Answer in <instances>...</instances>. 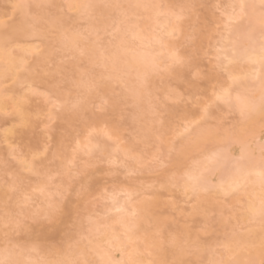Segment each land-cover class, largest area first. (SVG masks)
<instances>
[{
	"label": "snow or ice",
	"instance_id": "1",
	"mask_svg": "<svg viewBox=\"0 0 264 264\" xmlns=\"http://www.w3.org/2000/svg\"><path fill=\"white\" fill-rule=\"evenodd\" d=\"M78 7L82 10L79 13L82 22L66 28L68 19L63 5L57 8L49 3L24 0L13 5L21 16L16 36L25 37L33 59L39 62L37 71L41 67L51 68L57 57L71 53L75 60V54H79L77 67L81 79L73 83L83 92L75 99H62L55 93L49 97L54 108L72 114L83 110L93 94L99 97L106 84L125 79L130 71L129 57L145 39L138 31L140 23L148 14L166 6L151 0H129L128 3L103 0ZM216 8L222 22L217 25L211 47L212 67L206 73L207 78L215 81L209 101L198 118L181 126L182 130L167 146L166 153L164 133L156 129L159 143L151 144L154 151L149 155L142 150L137 156L131 155L133 150H127L121 167L126 169V162L132 160L142 168L162 172L168 184L179 186L193 200L201 193L212 192L226 198L238 196L235 215L222 218L219 225H206L205 234L195 239L170 235L166 248H153L158 253L166 252L165 257L146 262L145 240L140 237L143 224L133 204L138 194L121 192L124 203L120 204L115 194L109 196L105 192L102 194L105 203L112 207L103 213L87 211L75 235H69L66 247L20 242L13 228V224L20 223L21 213L16 209L31 205L39 194L48 202V211L43 214L47 219L54 211H63L59 202L68 189L63 183H56L58 173H45L47 181L29 191L27 178L22 173H12L11 162L6 160L0 264H264V0H233ZM16 36L6 41L14 45L8 55L18 47ZM195 58L193 54L192 59ZM177 62L183 61L177 58ZM98 68L102 71L96 76ZM67 83L62 81L53 88ZM140 97L153 105L150 94L143 92V86ZM214 111L221 115H213ZM160 115L154 108L153 118ZM159 123L163 128V119ZM50 150L46 147V151ZM187 153H194L192 163L185 158ZM109 162L116 161L110 159ZM38 163L42 162L34 157L32 164L26 163L25 168L33 171ZM88 194L84 185L76 192L79 199ZM114 214L119 218L109 223ZM41 215L33 213V218ZM84 242L93 252L91 258L80 248ZM94 242L97 243L93 248ZM192 256L196 259L188 258Z\"/></svg>",
	"mask_w": 264,
	"mask_h": 264
},
{
	"label": "rangeland",
	"instance_id": "2",
	"mask_svg": "<svg viewBox=\"0 0 264 264\" xmlns=\"http://www.w3.org/2000/svg\"><path fill=\"white\" fill-rule=\"evenodd\" d=\"M19 2L21 0H0V31L4 33L0 51L10 52L14 46L6 41L16 36L13 32L20 23L21 16L13 5ZM24 2H44L56 5L57 8L63 5L68 19L66 28L78 26L82 22L79 15L82 10L69 5V0ZM99 2L103 0H98L97 3ZM119 2L126 3L123 0ZM151 2L166 7L157 10L160 15L157 12L148 14L138 29L145 39L142 45H137L136 50L153 51L151 56L155 66L149 81L138 84V76L130 69L120 83L113 81L106 84L99 97L93 94L78 114L54 108L49 103V97L55 93L62 99H75L78 93L83 92L73 83L81 79V71L77 67L79 54H75V60L71 53L66 57H57L51 68L41 67L37 71L39 62L33 59L25 37L16 36L15 44L18 47L11 55L20 61L19 66L14 75L2 78L0 85L1 98L5 102V108H0V231L3 230V164L6 160L11 162L12 173H22L27 178L26 185L31 186L29 191L47 181L45 173H58L56 183H63L68 189L64 199L59 202V208L63 211H54L47 219L43 214L48 211V202L39 194L33 198L31 205L16 209L21 213L20 223L13 224V228L20 242L66 247L69 235H75V229L87 211L103 213L112 207L105 203L102 196L105 192L109 196L115 194L119 202H124L120 193L127 191L138 194L133 201L134 205L140 200L149 203L146 211L149 217L141 219L143 228L140 232L141 239L145 240L146 262L165 257L166 252L160 251L159 254L153 248H166L170 235L195 239L197 235L205 234L206 225H219L222 218L235 215L238 196L226 198L215 192L201 193L200 195L205 194L213 201L210 205L203 206V203L199 207L196 205L197 198L193 200L179 186L168 184L166 174L142 168L132 160L126 162V169L121 167L125 163V154L120 151L122 146L133 150L131 155L138 156L142 150L150 155L154 151L151 144H158L156 136L163 132L166 153L167 146L182 130L181 126L198 118L202 107L212 95L215 83L207 78L206 73L212 67L211 47L217 25L222 22L216 5H226L233 0ZM181 6L185 7L182 9ZM158 37L162 41H157ZM193 54H196L195 59H192ZM177 58L183 62H177ZM5 63L0 58V72L5 70ZM101 71L98 68L94 75L99 76ZM62 81L68 82L66 86L53 88L54 84ZM141 86L145 94H150L153 105H149L146 99L135 101L132 97L131 90H141ZM45 93L47 95H43ZM18 100L22 104L21 110L15 109ZM154 108L161 113L155 119ZM138 112L142 113L140 120L135 118ZM213 115L219 116L221 113L214 111ZM160 119L164 121L163 128L160 127ZM142 126L146 129H142ZM87 137L97 140L98 144L92 145L90 149L82 146L84 141H89ZM46 147L51 150L46 151ZM193 156L194 153L185 154L189 163L193 162ZM34 157L42 163L36 164L33 171H28L25 164L31 165ZM110 159L116 162L110 163ZM129 171L133 174L129 175ZM37 172L40 174L37 175ZM81 185L89 192L84 199H79L76 195ZM37 212L42 215L34 219L33 213ZM118 218L114 214L109 223ZM95 243L97 242H94L93 248ZM85 244L86 242L82 243L80 248L91 258L93 252ZM148 252L152 254L149 256ZM167 255L171 258L170 253ZM118 257L116 254V258ZM188 258L196 259L195 256Z\"/></svg>",
	"mask_w": 264,
	"mask_h": 264
},
{
	"label": "bare ground",
	"instance_id": "3",
	"mask_svg": "<svg viewBox=\"0 0 264 264\" xmlns=\"http://www.w3.org/2000/svg\"><path fill=\"white\" fill-rule=\"evenodd\" d=\"M124 2L128 3L129 0H123ZM87 2H98V0H69V5H71L72 7H78L79 5L83 4V3H87ZM79 8V7H78ZM139 31V30H138ZM171 31V29L169 30ZM141 32V31H140ZM15 33V31L13 32V34ZM16 34V33H15ZM142 34V33H141ZM4 40V33L0 31V43H2ZM157 41H162L161 38H157ZM9 52L7 51H0V58L4 59L6 61L5 63V70H3L2 72H0V85L2 83V78H4L6 75H14L15 74V70L16 68L19 66V60H16L12 55H8ZM153 55V51H148V50H135V54L133 56L129 57V61H130V69H133L136 73V75L138 76V84H143L149 81V76L151 74V71L154 70V66H155V61L152 60V56ZM138 86V85H137ZM140 86V85H139ZM132 97L134 98L135 101H138L141 97H140V92L141 90H138L137 88H133L132 90ZM22 104L21 102L18 100L15 103V109L17 108H21ZM0 108L4 109L5 108V102L2 100L1 98V93H0ZM22 109V108H21ZM20 109V110H21ZM18 111V110H16ZM135 114V113H134ZM142 117V113L138 112L136 113L135 118L137 120H140L139 118ZM142 129H146L145 126H142ZM9 133V132H8ZM106 133V132H105ZM88 138V137H87ZM91 138V137H90ZM89 139V138H88ZM7 140V139H6ZM87 140V139H86ZM90 141V142H89ZM89 141H84V143L82 144V146H85L87 148L91 147L92 145L98 144L97 140H90ZM89 142V143H88ZM80 144V143H79ZM101 146V145H100ZM103 146V145H102ZM93 147V146H92ZM105 147V146H104ZM104 147L102 148L103 150ZM86 149V148H84ZM90 149V148H89ZM129 150L128 146H122L120 148V151L125 154V152ZM218 179V178H217ZM219 180V179H218ZM206 194V193H205ZM205 194L199 195L197 197V203L196 205L202 207L205 206V204H209L212 203L213 200H211V198L209 196H205ZM186 196V195H185ZM139 202V201H138ZM135 205L136 207V211L139 214V218H140V222L141 219H146V217H149L147 215V207L149 205V203L146 200H140V202ZM120 204H123L124 202L121 201L119 202ZM210 205V204H209ZM197 206H194L196 208H199ZM217 206V205H216ZM195 210V209H194ZM199 210V209H198ZM158 253V252H157ZM161 254V253H159ZM120 257H118L117 259H119Z\"/></svg>",
	"mask_w": 264,
	"mask_h": 264
}]
</instances>
